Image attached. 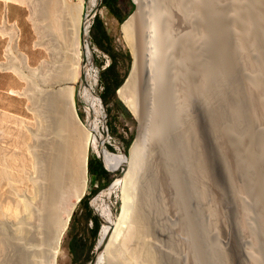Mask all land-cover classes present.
Returning <instances> with one entry per match:
<instances>
[{
	"label": "bare ground",
	"instance_id": "obj_1",
	"mask_svg": "<svg viewBox=\"0 0 264 264\" xmlns=\"http://www.w3.org/2000/svg\"><path fill=\"white\" fill-rule=\"evenodd\" d=\"M4 1L7 6L10 1L29 3L34 9L38 32L42 36L48 35V39L54 38L51 40L55 43L48 42L52 53L48 64L34 67L28 75L23 72L30 80L25 93L32 101L30 107L34 109L36 119L25 125L23 120H17L21 127L14 135L16 140L14 137L12 140L16 141L18 149L0 152V264H59L73 212L88 189L91 145L108 162L119 163L121 168L124 166L121 178L94 198L104 219L99 242L105 239L95 264H111L121 251H124L125 259L118 264H177L171 253L151 243L152 237L147 238L148 234L156 235L154 223L147 215L152 169L150 178L139 179L135 198L132 193L143 163V149H149L152 129V126L145 128V112L138 101L147 59L145 41L148 34L138 30L139 26L143 29L147 24L143 23L146 16L142 7L144 2L138 0V9L122 23V32L131 46L134 62L118 93L141 122L138 136L127 154L108 150L104 145L105 135L99 128V123L105 119V107L101 97L95 94L100 72L93 62V49L87 38L90 9L85 13L84 0L80 3L68 0ZM98 1L92 0V7ZM158 14L157 18L162 17V13ZM5 16L9 17L7 10ZM169 16L177 30L178 24L181 27L182 48L185 49L196 36L198 49L208 60L201 72L202 100L198 109L186 118L179 135V144L187 142V157L195 167L196 185L201 188L208 220L205 240L219 239V230L223 227L236 236L240 247L237 254L240 253L243 264H261L252 247H256L260 238L264 241V172L256 174L259 171L256 168L255 172L254 166L256 162L258 165L263 163L264 159L258 160L261 157L257 158L258 153L249 157L247 163L243 162L241 140L255 144L264 158V0H173ZM141 19L142 23L138 25ZM168 24L170 28L171 23ZM10 28L7 54L14 56L13 51L17 50L21 62L28 64L29 55L20 49L22 32L18 22H13ZM175 34L171 39L178 46V32ZM155 35L152 31L149 38L153 40ZM166 35L160 38V44L168 42ZM185 54L189 58L188 50ZM1 65L20 70L13 60ZM187 68L192 66L187 65ZM82 73L86 77L83 87L91 111L88 121H83L79 115L76 86L71 83ZM149 79L153 81L154 76ZM62 81L65 85L56 88ZM162 106L166 108L167 102ZM3 114L8 116L6 111ZM104 126L106 128L105 123ZM227 148L230 155L226 154ZM212 150L220 160L217 173L214 172L217 170L213 171L217 166L213 168L210 158ZM175 157L178 159V149ZM163 168L156 179L174 198L176 176L167 162ZM218 174L220 179L216 177ZM245 180L263 203L259 226L252 219L251 209L255 202L244 193ZM120 184H123L122 208L115 219L109 197ZM222 202L227 203L224 205L233 215L230 221L233 226L224 215ZM177 210L183 216V205L178 203ZM182 229L186 232L187 228Z\"/></svg>",
	"mask_w": 264,
	"mask_h": 264
},
{
	"label": "rangeland",
	"instance_id": "obj_2",
	"mask_svg": "<svg viewBox=\"0 0 264 264\" xmlns=\"http://www.w3.org/2000/svg\"><path fill=\"white\" fill-rule=\"evenodd\" d=\"M68 1L71 3H80L82 0ZM129 1L130 0H120L122 17L125 19L139 7L138 0H133L135 2V6L133 9H130L131 6ZM142 1L144 2V4H142L144 9L143 11L146 12L143 23L147 24L143 25V29L139 26L138 30L141 33L143 32L145 35H148L147 40L145 41V51L147 55L145 75L143 83H141L143 87L139 93L138 101L145 112L146 121L144 122V126L147 129L152 126V129L150 131L149 149H143V163L141 165L136 184L132 188V193L135 198V196H137V183L139 179H143L145 177L150 178V169H152L153 179L150 181L149 192L147 195V215L148 219L154 223V232L156 235L148 234L147 238L152 237L150 240L151 243L160 247L164 251H167L168 254L171 253V255L175 257L177 264H243L242 260H240V253L237 254L240 247L233 232V234L228 233L226 229L222 227L219 230V239L209 238L208 241L205 240L208 220L203 209L204 202L201 188H198L196 185V176L194 175L195 167L187 157V149L185 147L187 142L185 145L179 144L180 131L186 123V118L190 117L195 109H198L199 106L197 107V105L198 103L200 104L202 100L201 96L203 95V83L201 79V72L208 63V60L204 58L202 53H200L201 51L198 49L199 47L195 41L196 36H194L195 39H193V41H190L192 44L188 43V45L186 44L187 46L185 45V49L182 48L181 27L178 24L177 30V28L172 25V21L170 19L171 17L169 16V13L172 10L173 0ZM83 2L85 3V13L86 11L88 12V8H93L92 0H84ZM6 10L8 11L9 17L5 16ZM33 10V7L26 2L10 1L7 6L4 0H0V152L3 150L5 152H11L18 149V145L15 141L16 136H14L17 133L18 127H21L19 126L18 121L23 120V124L25 125L32 123L36 119L34 109L30 107L32 101L30 100L29 95L25 93L26 89L29 87L30 80L27 77H24V73L25 75L31 74L34 67H42L45 64H48L52 58L48 42L53 45L55 43V41H53L54 38L48 39V35H40L34 22L35 18ZM60 10L61 9H59V11ZM147 10L149 12L151 11V14H153L151 15ZM158 13H162V17L159 16V19L157 18L159 15ZM98 14L100 15V18L105 21L108 31L112 37V46L116 49V51H119V55H117L115 59L112 54L101 48L98 43L95 42L91 34L95 17L92 19L89 18L90 27L87 38L90 40V44L92 45L93 62L97 65L100 72V80L96 87L95 94L98 96L100 95L105 107V119L104 122H100L102 125L99 123V128L105 135L104 145L108 148V150L116 153L123 151L129 154L131 145L140 131L141 122L137 114L127 104L128 109L132 113V117H127L124 114L122 108L112 98V91L109 93V98H111L109 102L104 101L102 93H106V87L102 82V73L110 64L113 63V65H115L114 70L117 76L116 79H123V83L132 69L134 54L130 44L126 41L122 32L123 21H121V19L118 18V16H116L107 5L103 4V0L98 9ZM85 15L86 14H84V16ZM156 19L159 21L155 23L154 21H156ZM15 21L18 22L21 28L22 38L20 41V49L23 50L21 51L23 54L29 55L30 62L28 64L21 62L17 53L19 51L17 50L13 51L14 56L7 54V46L11 38L10 27ZM167 22L171 23L170 28ZM141 23L142 19L141 22L138 20V25H141ZM171 28L173 29V32ZM163 29L165 30V33ZM152 31L156 33L153 40L149 38ZM175 32H178V46L174 43V40L171 39L175 37ZM163 34H167L166 39L168 42L160 44V38L165 36ZM83 35L84 32L82 34V43L84 45ZM157 35L158 37H156ZM187 50L189 58L187 54H185ZM127 51H130L131 59L128 58ZM166 53L168 54L165 55ZM163 54L165 55L164 58ZM12 60L20 70H16L12 67L3 68L1 65V63L4 64ZM187 65H191L192 68L188 69ZM150 76H154L153 81L149 79ZM81 77L82 75L78 78V80L71 83L76 86L75 100L79 115L83 121H88L91 116V111L87 104V91L84 89L83 85H81ZM60 85H65V82H58L55 87L58 88ZM115 95L116 97H120L117 90L115 91ZM165 101L167 102L166 108L162 106ZM152 107L154 109H152ZM4 111L8 113V116L4 117ZM104 123L107 126L108 134L105 132ZM24 125L22 126L24 127ZM130 136H132L131 144L126 152V140L129 139ZM13 137L15 140H12L14 139ZM241 143L243 147L241 155L243 162L247 163L249 157L256 156L258 153L259 155L257 158L261 156L258 160L261 161V159H264L262 157L263 154L260 153V150H258L259 148H256L255 144L249 143L245 140H241ZM91 146L93 148H90V158H101L96 148H94L93 145ZM177 149L178 159L176 157L174 158L175 153H177ZM213 150L210 151V158L213 168H215V166L218 167L213 169V171L217 170L214 171L217 173L219 171L220 160L218 155L215 153L216 151L214 150V152ZM229 150V148H227V150L225 149L227 152ZM229 153L231 154V152L226 154L230 155ZM106 159L107 158H104L105 163H110ZM1 160L2 156L0 158V164H2ZM214 160L218 161V163L214 162ZM111 161L116 162L113 160ZM164 162L168 163V167L173 170L176 176L174 185L175 192H172V194L176 195L174 198L169 195L167 189L162 188L156 179V176H159L164 169ZM174 162H177L178 164L174 165ZM262 162L263 163L260 164L262 166L258 165L256 162L257 165L255 164L254 171L256 168V171H259L256 174H263L264 160H262ZM112 165L120 167V169L115 171L109 169L111 173H113L110 175V178L113 177L111 179V181L113 180V183L115 180L121 178L122 175L119 176V173L122 168L119 163H112ZM88 176V189L83 196L85 197L84 200H80L77 203L73 212L71 221L63 239V254L60 256L59 264H89L95 254L97 243L101 238L104 222H100L99 232L94 233L89 230V227L93 225L92 221L86 223L85 216L87 211L89 212L88 208L91 209L92 207L94 209L92 202L94 203L95 196L98 195L103 187L111 181H109L106 177L103 180H99L95 175L90 174L89 171ZM216 177L219 178L220 175H216ZM243 189L245 196L250 200L253 199L255 202H251L254 203L252 204L251 213L254 214L252 215V219L254 220L253 222L259 226L260 222L258 221V218L263 212V208L261 206L263 205L262 200H258L259 197L256 196V192L252 190V187L247 183V180H245ZM122 193L123 184H120V186L118 185L113 189L111 196L109 197V203L115 219L122 208ZM178 203L183 205V216L178 214ZM222 203L221 206L224 208L222 210H224L223 212H226V214L224 213L225 217L229 220V222H232L233 215L227 211L229 208L227 209V206L225 207L224 205H227V203ZM74 219H77V223ZM231 222L230 224L233 226ZM72 223H74L73 227ZM75 224H77V226ZM71 228L72 231L76 228L75 232L71 233ZM182 228H187L186 232ZM258 230L260 229L258 228ZM185 233L188 234H186L187 237L184 235ZM169 236L171 237V240H169ZM75 237H77L80 242L82 241V238H86L87 241L85 244L86 246L84 247L85 249L82 253L81 249H79V255H75L71 251V245H73V239H75ZM160 237L163 239H160ZM252 248H254V252L258 256L260 263L264 264V241L260 238L256 247ZM76 249L78 250V247H76ZM222 250H225L224 253ZM121 253L112 259L111 264H114L115 262L118 264L121 263V261H124V251H121ZM239 261L240 263H238Z\"/></svg>",
	"mask_w": 264,
	"mask_h": 264
},
{
	"label": "trees",
	"instance_id": "obj_3",
	"mask_svg": "<svg viewBox=\"0 0 264 264\" xmlns=\"http://www.w3.org/2000/svg\"><path fill=\"white\" fill-rule=\"evenodd\" d=\"M103 4L107 5L111 9V11L116 16H118V18L121 19V21L125 20V18L122 17L120 0H103ZM129 4L131 6L130 9H133L135 6V2L133 0H130ZM91 34L95 42L98 43V45L101 48L112 54V56L116 59L117 55H119L118 53L119 51H116V49H114V47L112 46V37L108 31L105 21L100 18V15L98 13L95 16L94 23L91 29ZM127 56L129 59H131L130 51H127ZM114 66L115 65H113V63L110 64L102 73V82L105 84L106 87V93L105 92L102 93V97L105 102H109V100L111 99L109 98V93L112 91L113 92L112 98L115 100L116 103L119 104V106L124 111V114L127 117H132V113L128 109L126 103L120 97H116L115 95V91L118 89L117 87L121 85L123 79H116L117 76L115 74ZM131 139L132 136H130V138L126 140L127 141L126 152L128 151V148L131 144ZM106 165L112 170L120 169L119 166L112 165V163H108V164L106 163ZM89 172L90 174H95L99 180H103L106 177L107 179H109V181H111V179L113 178V177L110 178V175L113 173H111V171L104 165L101 158H93V157L90 158ZM84 198L85 197H83L81 201L84 200ZM88 210L89 212L87 211L85 216L86 223L92 221L93 224L91 227H89V230H91L94 233H98L100 230V222H101L100 217L98 213L95 211V209H93L92 207L91 209L88 208ZM74 220L77 223V219ZM73 224L74 223H72V227ZM75 225L77 226V224ZM75 229L76 228H74V230L72 231L71 228L70 232L71 233L75 232ZM76 238L77 237L73 239V245H71L72 246L71 251L75 255H79L80 254L79 249H81V253H82L83 250L85 249L84 247L86 246L85 244L87 241L86 238L85 239L82 238V241L80 242L78 238L77 239ZM76 247H78V250L76 249Z\"/></svg>",
	"mask_w": 264,
	"mask_h": 264
},
{
	"label": "water",
	"instance_id": "obj_4",
	"mask_svg": "<svg viewBox=\"0 0 264 264\" xmlns=\"http://www.w3.org/2000/svg\"><path fill=\"white\" fill-rule=\"evenodd\" d=\"M101 2H102V0H99V1H98V4H97L95 7L90 8V11H89V13H88V16L90 17V19H92L93 17H95V16L97 15V13H98V9H99V7H100ZM81 78H82L81 85H83V83H84L85 80H86V77H85V75L83 74ZM81 87H82V86H81ZM117 93H118V89H117ZM118 95H119V93H118ZM99 96H100V95H99ZM106 111H107V107H106ZM104 128H105V127H104ZM105 132L108 134L107 126H106V128H105ZM100 157H101V159H102L104 165H105L108 169H110V168L106 165L103 155L100 154ZM88 163H89V161H88ZM110 170H112V169H110ZM123 170H124V166L122 167V170H120L119 176L122 175ZM112 171H113V170H112ZM114 171H115V170H114ZM112 181H113V180H112ZM112 181H111L109 184H107L106 186H104L102 190L108 188V187L111 185ZM102 190H101V191H102ZM83 196H84V195H83ZM83 196H82V197H83ZM82 197L80 198V200L82 199ZM80 200H79V201H80ZM79 201H78V202H79ZM91 202H92V201H91ZM92 205H93L94 209L96 210V212L98 213L101 222L103 223V222H104V219H103V217H102V215H101V212L96 208V206L94 205L93 202H92ZM104 244H105V239H104L103 241L97 243L95 254H94V256L92 257V259L90 260L89 264H95V263H96L97 253H98V251H100V250H102V249L104 248Z\"/></svg>",
	"mask_w": 264,
	"mask_h": 264
},
{
	"label": "crops",
	"instance_id": "obj_5",
	"mask_svg": "<svg viewBox=\"0 0 264 264\" xmlns=\"http://www.w3.org/2000/svg\"><path fill=\"white\" fill-rule=\"evenodd\" d=\"M93 175H95V174H93ZM96 176V175H95ZM97 177V176H96Z\"/></svg>",
	"mask_w": 264,
	"mask_h": 264
}]
</instances>
